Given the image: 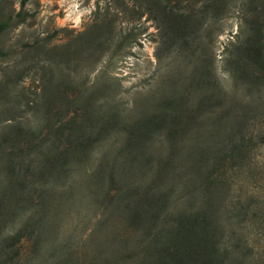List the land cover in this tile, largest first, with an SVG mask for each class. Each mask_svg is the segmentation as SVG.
<instances>
[{
    "label": "trees",
    "instance_id": "16d2710c",
    "mask_svg": "<svg viewBox=\"0 0 264 264\" xmlns=\"http://www.w3.org/2000/svg\"><path fill=\"white\" fill-rule=\"evenodd\" d=\"M26 4L0 0V264L261 263L262 190L235 192L264 175V0H95L63 45L11 37ZM144 18L161 74L122 110L66 65L129 54Z\"/></svg>",
    "mask_w": 264,
    "mask_h": 264
},
{
    "label": "rangeland",
    "instance_id": "374dc122",
    "mask_svg": "<svg viewBox=\"0 0 264 264\" xmlns=\"http://www.w3.org/2000/svg\"><path fill=\"white\" fill-rule=\"evenodd\" d=\"M17 6L22 0H14ZM95 8V0H27L26 10L30 14L28 24L20 27L11 35L17 41H28L44 39L46 42L63 45L67 43L73 34L83 31L85 25L90 21V17ZM121 23V22H120ZM240 24L239 14L237 11L232 12L220 24L224 33L216 38V52L220 55L223 47L232 39V36L238 32ZM141 34L137 38V44L132 45L128 50L129 54L123 56H113L105 54L96 64H91L86 60H75L72 58L66 67L72 71L78 69L82 71L79 76L81 81L87 80L89 83H95L97 80L102 82L115 77L123 86L121 94V109H130L132 103L143 99L146 92L154 85L157 77L161 74V68L156 61L157 48V31L152 22L142 19L132 25H118V32L122 34L129 28H136L135 33ZM43 57V54H41ZM218 56V65L219 63ZM65 65V64H64ZM108 73H107V71ZM108 78V79H107ZM127 111V110H126ZM27 121H32V116H26ZM244 183H239L235 195L243 194L240 186L244 191L258 190L259 198L264 197V175L258 176L255 181L250 178V173L241 176ZM239 190V191H238ZM260 217L253 219L250 229L254 234L261 248L264 247V221L261 217L264 211L259 212ZM252 225V226H251ZM83 230V228H81ZM261 263L264 264V253L261 255Z\"/></svg>",
    "mask_w": 264,
    "mask_h": 264
}]
</instances>
